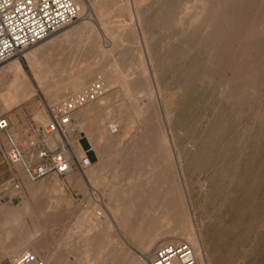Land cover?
I'll return each instance as SVG.
<instances>
[{
	"label": "rangeland",
	"instance_id": "rangeland-1",
	"mask_svg": "<svg viewBox=\"0 0 264 264\" xmlns=\"http://www.w3.org/2000/svg\"><path fill=\"white\" fill-rule=\"evenodd\" d=\"M117 1L119 7L102 17L97 14L99 22L86 1L84 12L64 30L85 20L93 27L56 43L39 62L30 64L27 55L62 31L7 59L18 60L34 88L32 97L20 98L10 110L0 111L13 121L8 132L23 146L45 140L39 129L46 121L38 119V109L48 119L53 104L80 92L66 82L85 85V90L99 77L105 92L71 113L77 123L75 112L94 106L88 109L84 128L75 124L76 132L70 136L76 156L83 154L78 139L83 145L84 134L90 139L97 156L90 157L89 167L30 180L21 164H13L10 177L20 182V190L0 203V264H8V256L24 249L34 253L29 264H51L55 258L86 264L87 253L92 264L114 263L116 255L106 259L93 255L106 243L104 235L87 247L83 236L88 228L102 235V216L111 218L109 195L141 196L138 189L148 179L161 187L163 182L173 185L174 192L183 193L189 202L204 264H264V32L258 29L264 21V0L242 1L244 9L236 23L253 29L252 34L243 36L241 30L233 42L220 40L215 46H210L211 38L218 29L206 26L199 9L219 4L223 12H234L240 0L234 4L229 0ZM238 59L247 62L246 67ZM42 76L46 83L62 84L57 97L49 99L42 92L38 81ZM5 90L0 85V92ZM45 143L49 148L57 144ZM7 144L1 133L3 151ZM145 212L155 218L147 207ZM168 226L153 222L144 233ZM20 229L27 240L16 245L15 232ZM106 232L118 241L120 234L113 227ZM169 234L162 233L151 247L164 243Z\"/></svg>",
	"mask_w": 264,
	"mask_h": 264
},
{
	"label": "bare ground",
	"instance_id": "bare-ground-1",
	"mask_svg": "<svg viewBox=\"0 0 264 264\" xmlns=\"http://www.w3.org/2000/svg\"><path fill=\"white\" fill-rule=\"evenodd\" d=\"M72 1L74 2L76 6L78 15L84 12L85 8H87V3H86L87 1L88 7L94 8L95 13H96V20L98 22H99V19L101 18L97 17V14L102 17V15L107 14V12H110V10H112L113 8L119 7L121 5L118 3L117 0H86V1L85 0H72ZM217 1H220V0H217ZM234 1L236 2V0H229V4L233 3ZM240 1H239L240 3L239 7L238 8L236 7L237 9L234 7L235 9L234 12L231 11L232 9L230 10L231 12H229L228 9H227L228 13L223 12L222 11L223 8L221 7L219 8L218 6L219 4L217 5L218 7L214 5L210 6L209 4H204L199 9L197 14L198 16L205 18L204 23L206 24V26H211V28L214 31L216 30V28L218 29V35L214 36L213 40L211 38L212 43L210 44V46H213V45L215 46V44H220L218 42L220 40H223V42H226V43L233 42L236 36L241 33V30H242L241 34H243V36L246 34L253 33V29H249V28L245 29V28L239 27L238 24L236 23L237 19L239 18L241 10L244 9V7L242 6L243 5L242 1H245V0H240ZM246 11H248V9ZM244 19L246 20V18ZM233 22H235L236 25H234ZM126 25L127 24H123L124 27H126ZM99 26L102 28L103 25H99ZM64 27L57 30V31H62L61 34H59V36L53 38L51 41L47 42L45 45L43 44V46H40L39 48L34 49L33 51H31V53L27 55V60L29 61L30 64H35L37 60L39 62L41 58L40 56L46 51H48L49 48L56 45V43L58 44V42H62L63 40H67L70 37L79 35L80 33L83 32V29H88V28L90 29L93 26L91 23L86 22L85 20L79 26H73L65 30H64ZM258 29L260 32L262 33L264 32V21L258 24ZM47 37L48 36L43 38L41 41H44V39H46ZM59 37H64V39L58 40ZM107 39L112 43L111 36L110 38H107ZM255 39H257V37ZM207 42H208V39H207ZM258 45H261V44L258 43ZM262 47L264 48V46ZM260 48L258 51H262L263 48L261 50ZM255 55H256V52L254 53L253 56L255 57ZM235 58H236V55H235ZM259 58L260 56H258L257 60ZM231 60L234 64L233 59H230V61ZM242 60H244V58ZM253 61H254V58H253ZM243 62L244 61H240L241 63L240 65H242ZM245 63L247 65V62ZM259 63L256 62V65ZM233 64H231L232 69H233V66L235 65ZM246 65L244 67H246ZM263 67L261 71H263ZM238 68L239 70L241 69L239 66ZM245 71L246 70L244 69V72ZM238 72L240 73V71ZM248 72L250 73L251 70ZM259 72L260 71H258V73ZM239 73L238 75H241ZM263 75H264V71H263V74H261V76ZM251 76H252L251 77L252 79L253 75L251 74ZM66 78L70 80V76H67ZM38 79H39L38 81L41 84H43L42 85L43 87L41 86V84L40 86L42 88V92L45 94L46 97H48L49 99H53L58 96L60 92L59 87L62 86L61 83H58V84L46 83L44 82L45 79L43 76L38 77ZM259 79H256V81ZM4 82L7 83L9 86L8 88V92L10 94L9 96H11L15 100H18L22 96H29L34 93V88L32 87L28 77L25 75V72L22 69L21 64L16 59L10 60L6 64L0 66V83H4ZM65 84L71 87L73 91L79 90L80 92H82V90H84L83 88H85V85L84 86L81 85L82 87H79L78 84H74V83L69 84L66 82ZM88 109H94V106ZM88 109L84 108L81 110H77L75 112V114L79 116L77 123H75L76 125L79 126V128H84V125H85L84 120L87 118L86 114L88 112ZM48 121H49V115H48V120L46 121V123ZM107 126L112 127V123H111V126L110 125H107ZM50 136H54L57 142V136L55 134L48 135L46 137V140ZM165 137L166 136L164 134V138ZM166 154H168V151H166ZM89 171L90 170H88L86 174H88ZM145 182L147 184L143 188L138 189V191L142 192V195H144L142 198H141L142 195L140 196V194H137V196L126 195L124 193L116 194V195H109L106 204L108 205L107 207H110V211H108V214H110L111 218L107 219L105 215L102 216V219H103L101 223L102 226L100 227V230H99L100 232H102V235H99V233H96V232L95 233L89 232L91 230L90 228L86 229V233L83 236L85 247L91 244V241H96L100 238V236L103 237L104 235V237L107 239L106 243H103L100 246H98L96 248L95 253H93V255L95 254L101 255L103 256V259H106L110 255L118 256V259L114 263L110 262V264H137V263L141 264L146 257L151 256V254L153 253V250L155 248V247L154 248L151 247V245H153V242L155 240L156 241L161 240L159 237L161 236L162 233L166 231L170 234L166 236L167 238L164 240L165 242L174 243V242H178L179 240L187 241L192 246V248L195 250L197 254L198 264H204L203 259H202L201 249H200L199 236L196 233L194 226H193L194 224L192 222V214L190 212V205L188 204L189 202L188 203L186 202L185 197L183 196V193L180 192L177 194L173 190L174 189L173 185H169V184L167 185L166 182H163L162 187L158 184L159 182H154V181H151L150 179L146 180ZM138 191L137 193H139ZM141 199H143L144 201H140ZM146 207L148 210H151V212L155 215V218L147 216L148 213L145 212ZM153 222H164V223H167V225L171 224V226L164 227V228L163 227L155 228V229H152L151 232L149 230V233L146 236V234L144 233V230H146L145 228L148 225L153 224ZM111 227H113L116 235L120 234V236H117L118 238L117 242H114L116 239L113 240V238L109 237L108 233L106 232ZM44 241H45L44 235L39 236V244L40 245L44 244ZM86 251H88V249ZM88 254L89 253L86 254V257L89 256V258H87L85 263L92 264L93 258H90V254L89 255ZM102 262L104 263L105 260H103ZM51 264H79V262L78 261H63L59 258H55L53 259Z\"/></svg>",
	"mask_w": 264,
	"mask_h": 264
},
{
	"label": "built area",
	"instance_id": "built-area-1",
	"mask_svg": "<svg viewBox=\"0 0 264 264\" xmlns=\"http://www.w3.org/2000/svg\"><path fill=\"white\" fill-rule=\"evenodd\" d=\"M78 18L72 0H0V63L20 54L40 42L58 29L73 23ZM105 92L102 80L90 82L88 87L66 96L49 108V121L40 127L43 143L32 141L29 147L15 141L8 132L10 125L6 115H0V134L5 133L7 147L5 159L11 164H21L31 180L50 172L59 176L70 174L74 168L83 170L92 161L83 152L76 156L71 148L70 136L76 132L71 113ZM55 134L54 148L46 145V137ZM79 140V139H78ZM20 190V182L10 177L0 183V203ZM34 257L30 249H24L16 256H8V264H29ZM141 264H198L197 254L185 240L164 242L157 245L151 256Z\"/></svg>",
	"mask_w": 264,
	"mask_h": 264
},
{
	"label": "crops",
	"instance_id": "crops-1",
	"mask_svg": "<svg viewBox=\"0 0 264 264\" xmlns=\"http://www.w3.org/2000/svg\"><path fill=\"white\" fill-rule=\"evenodd\" d=\"M61 34V33H60ZM59 36V34H58ZM47 39V38H46ZM64 39V37H59L58 40ZM0 85H5L6 86V90L0 92V111H5V110H10L13 106H15V103L17 100L13 99L11 96H9V92H8V84L7 83H0ZM32 95L29 96H22L21 98H29L32 97ZM20 99V98H19ZM1 106H4L3 108ZM36 116L38 117V119L42 120V121H47V114L45 113V111L43 109H38L36 112ZM17 121L19 122V124L22 127H26V123L24 122V120L22 118L17 119ZM10 122V126L13 124V121L11 119H9ZM33 127V126H32ZM33 132H34V128ZM25 133V132H23ZM27 135H22V137H26ZM86 145H83L81 143V140H78L79 146L80 148L83 150V152H85L89 157H96V151L95 149L92 147L90 139L88 138V136L86 134H84V137ZM48 143L50 146H54L56 144V138L54 136H50L47 139ZM78 147V149H80ZM13 168L14 165L9 163L5 157H4V151L3 149L0 147V183L2 181H4L5 179H7L8 177L12 176L13 173ZM15 239H16V245H20L23 242H25L27 240V235L24 233V231L22 229H20L19 231L15 232Z\"/></svg>",
	"mask_w": 264,
	"mask_h": 264
}]
</instances>
